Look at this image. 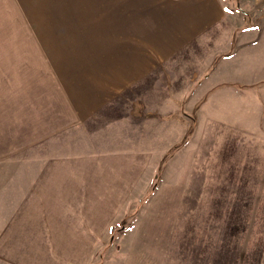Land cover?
<instances>
[{
    "label": "rangeland",
    "instance_id": "rangeland-1",
    "mask_svg": "<svg viewBox=\"0 0 264 264\" xmlns=\"http://www.w3.org/2000/svg\"><path fill=\"white\" fill-rule=\"evenodd\" d=\"M222 1V26L181 40L160 0H0V153H84L92 135L104 150L141 141L159 154L121 204L92 193L116 206L90 208L73 264H264V99L249 91L263 78L247 81L245 64L249 45L264 57V0ZM31 242L46 264L44 241Z\"/></svg>",
    "mask_w": 264,
    "mask_h": 264
},
{
    "label": "crops",
    "instance_id": "crops-1",
    "mask_svg": "<svg viewBox=\"0 0 264 264\" xmlns=\"http://www.w3.org/2000/svg\"><path fill=\"white\" fill-rule=\"evenodd\" d=\"M160 1L165 2L164 10L159 17L162 26L168 30L166 34L181 40L183 37L202 35L205 29L213 24L222 26L224 19H227L228 12L222 0ZM231 31L237 30L232 28ZM251 32L253 35L259 33L257 29H252ZM223 34L220 32V35ZM255 51L253 45H249L245 64L249 69L256 71L247 81L263 78L262 83L258 86L255 84L256 86L249 91H252L253 99L262 92L264 99V74L260 72L264 71V67L261 65L257 69L253 68L255 63H260L264 57L255 58L253 54ZM232 53L225 51L223 54L221 61L226 63V66L232 67L234 60H237ZM208 81L215 82L214 79ZM234 81H242V79L236 78ZM217 93L218 91L212 98L217 99L220 96ZM92 100L93 97L90 100V109L93 110L96 103ZM86 111L89 112L88 108ZM234 113L239 121L238 113L235 111ZM262 115L264 118V106ZM90 139L87 152L69 153L65 156L51 154L42 157V154H38L39 156L15 157L14 154L0 153V159L18 160L0 167V255L16 258V260L6 259V264H13L12 262L41 264L38 261L32 262L30 258L36 250L31 242L35 240L44 241L42 250L47 257L46 264H56L57 253L60 254L58 259L63 262L57 260V264L77 263L78 257L70 256L71 253L77 255L72 245L75 240L90 237V208L116 206V197L109 196L108 199H104L99 194L98 199H95L92 193L101 191L119 193L121 204L127 198L128 191H140L144 182L147 183L146 180L144 181L145 177H149L150 181L159 159L157 150L141 141L126 143V146H121L122 148L115 145L111 150H104L106 146L104 143L93 142L92 135ZM13 151L12 149L11 153ZM137 168H139L138 172ZM133 172H136L141 180L140 178L127 180V174ZM70 214L81 216V219L75 222L77 239L67 235ZM36 216L38 219L35 218ZM68 239H72L69 249L71 252L63 255L61 254L63 240ZM75 245L76 248L79 246L78 243ZM38 254L43 255L41 252Z\"/></svg>",
    "mask_w": 264,
    "mask_h": 264
}]
</instances>
